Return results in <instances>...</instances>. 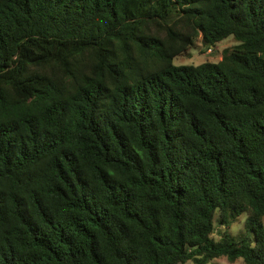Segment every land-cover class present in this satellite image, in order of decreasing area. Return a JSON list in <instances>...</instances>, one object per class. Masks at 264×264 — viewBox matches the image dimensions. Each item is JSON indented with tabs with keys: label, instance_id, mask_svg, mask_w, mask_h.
<instances>
[{
	"label": "trees",
	"instance_id": "16d2710c",
	"mask_svg": "<svg viewBox=\"0 0 264 264\" xmlns=\"http://www.w3.org/2000/svg\"><path fill=\"white\" fill-rule=\"evenodd\" d=\"M263 218L264 0H0V264H264Z\"/></svg>",
	"mask_w": 264,
	"mask_h": 264
},
{
	"label": "rangeland",
	"instance_id": "374dc122",
	"mask_svg": "<svg viewBox=\"0 0 264 264\" xmlns=\"http://www.w3.org/2000/svg\"><path fill=\"white\" fill-rule=\"evenodd\" d=\"M236 43L235 39L232 36H228L217 44L207 48L203 46L200 42L199 36L195 38L193 46L187 51L185 55H178L173 59L175 65L182 64H200L204 61H218L222 58V53L225 48L231 47ZM246 215L244 213L240 214L238 218L230 225L228 231L234 236L241 234L243 229V224ZM214 222V232L213 237L218 238L220 232L223 230V227ZM264 223V218H263ZM185 264H193L191 261H187ZM212 264H244L241 258H237L235 261L230 262L225 256H221L212 261Z\"/></svg>",
	"mask_w": 264,
	"mask_h": 264
}]
</instances>
